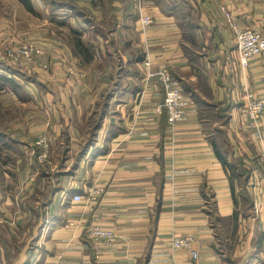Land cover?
Listing matches in <instances>:
<instances>
[{"label":"crops","instance_id":"1","mask_svg":"<svg viewBox=\"0 0 264 264\" xmlns=\"http://www.w3.org/2000/svg\"><path fill=\"white\" fill-rule=\"evenodd\" d=\"M184 1L144 0L155 19L145 31L134 0L133 10L114 1L115 52L97 40L112 55L102 70L123 67L121 90L91 144L88 108L101 95L78 103L72 93L39 97L49 103L39 120L45 133L32 135L61 151L43 161L39 153L35 163L18 158L0 173V239L11 241L8 250L0 247V264H264V217L254 212L264 202V115L252 121L243 99L245 89L264 96V54L242 67L219 9L224 3L239 27L264 33V0ZM61 44L67 60L80 63ZM133 49L142 60L131 57ZM146 57L155 71L167 67L195 101L174 135L166 112L157 110L164 90L156 78L147 80ZM95 187L103 190L97 199L72 200ZM92 226L117 236L95 239ZM183 235L195 237L197 260L172 252L171 238ZM13 239L26 242L21 252Z\"/></svg>","mask_w":264,"mask_h":264},{"label":"rangeland","instance_id":"2","mask_svg":"<svg viewBox=\"0 0 264 264\" xmlns=\"http://www.w3.org/2000/svg\"><path fill=\"white\" fill-rule=\"evenodd\" d=\"M77 1L82 5L87 3L84 0ZM33 2L42 12L41 17L28 12L18 0H0V73L13 76L20 85L19 91L22 95L10 91L9 85H6L5 91H0V128L22 141L17 146L21 151H16L15 156L29 163H35L39 153L41 154L38 159L43 161L56 157L57 152L61 151L53 148L52 144L43 147V142L38 145L35 142L38 139L32 135L45 133L39 127V120L44 112L42 110L49 104L45 105L41 99L44 93H72L77 103L80 99L83 101L90 96L101 95L99 102H103L102 89L108 85L114 87L117 81L115 72L114 81L107 82L106 75L111 72V68L102 70L94 63L85 66L77 60L69 62L61 44L66 43L64 37L68 33L67 27L51 22L47 16L51 11L50 5L40 0ZM62 12L65 14L55 15L54 19L60 20L69 16L70 10ZM69 18L73 23L74 19L71 16ZM125 30L131 37L134 35L133 28ZM50 50L52 54L49 53ZM106 65L108 64L103 63V66ZM4 69H12L15 74H8ZM96 104L88 108V111L92 108L94 112L97 109ZM39 161L34 164L37 168ZM30 243L34 244V241Z\"/></svg>","mask_w":264,"mask_h":264},{"label":"trees","instance_id":"3","mask_svg":"<svg viewBox=\"0 0 264 264\" xmlns=\"http://www.w3.org/2000/svg\"><path fill=\"white\" fill-rule=\"evenodd\" d=\"M24 8L35 15H39L41 17L42 12L39 11L33 2V0H18ZM51 7V11L49 13L48 18L51 19L52 23H57L61 27H67L68 33L64 37L66 43L70 47L73 55L80 60V63L83 65H91L96 60L98 62V68H103V63L109 64L108 55L112 56L108 49H102L100 43L98 42V38L101 37L104 40L109 41V45L112 46L113 51L115 52L116 49V40L113 37L109 36V33L113 32L116 29L118 24L117 19L114 15L109 13L110 11L114 10L115 7L113 5L115 0H89V4L93 6V8L101 10L103 12V19L98 20L96 16L93 14L92 9L86 5H82L77 0H40ZM126 4L128 8H132L133 0H122V2ZM184 4L186 3L183 0ZM175 9L179 10L180 3L174 5ZM70 10L69 16L62 18L60 20L54 19L55 15L58 14H65L62 10ZM110 14V15H109ZM74 19L73 23L70 21L69 17ZM143 53L139 50L133 49L131 51V57H137V60H142ZM120 56V55H119ZM119 61H116L118 63ZM1 64V63H0ZM9 68V67H6ZM7 71L8 74H15L12 69H4ZM116 72L117 81L114 83V87L108 85L104 87V101L98 102L96 104L97 109L94 110L92 113L89 124V141L91 142L97 137L99 130L102 128V123L104 117L108 110V104L113 96L121 90L120 79L122 77L123 67L120 65L112 70L108 75H106L107 82L112 83L114 81V73ZM6 85H9L11 88L10 91L14 92L15 94L21 95V91H19V84L16 82L13 76L7 75L5 73H0V91H5ZM107 88V91L105 89ZM22 98V97H21ZM226 120V119H225ZM17 144L21 145L22 142L13 137L12 133H6L2 128H0V173L4 171V168H7L8 164L13 161L18 160V157L15 156L16 151H21L17 148ZM17 149V150H16ZM218 157L223 161L224 164L227 165L230 175L233 176L232 170L233 168L227 163L226 158L220 153V151H216ZM85 154V151L81 152L78 158H81ZM23 165L21 164V167ZM15 169V167H13ZM13 169H8L9 172L14 173ZM44 170V169H43ZM233 196L235 198V204H237L236 195L233 186ZM236 213V211H235ZM11 241L0 239V247L4 248L5 251L8 250L9 246L11 245ZM15 248H17V252H21L23 247L25 246L26 242L19 241L18 239H13ZM31 247L32 244L30 245Z\"/></svg>","mask_w":264,"mask_h":264},{"label":"built area","instance_id":"4","mask_svg":"<svg viewBox=\"0 0 264 264\" xmlns=\"http://www.w3.org/2000/svg\"><path fill=\"white\" fill-rule=\"evenodd\" d=\"M134 2L135 9L139 15L141 27L145 31L147 27L154 23L155 19L151 14L144 11V0H134ZM219 9L223 20L232 30L235 40L236 53L238 55L240 65L242 67H247L253 58L264 54V33L255 28L239 27L232 11H230L224 3L219 5ZM144 65L147 69V80L156 78L158 84L164 90L163 102L159 104L157 110L159 112H166L171 133L174 135L176 124L186 117L195 101L174 80L167 67L159 68L156 71L153 70V62L150 57L145 58ZM243 99L245 102L244 110L246 114L252 121L257 122L264 115V96H258L253 91L245 89ZM262 169L264 172V155L262 157ZM102 191L103 190L99 187L91 188L86 196L80 193H75L72 200L74 202H81L83 199L95 200L100 196ZM254 212L257 215L262 214L264 217V202L261 203V207L255 204ZM89 233L93 238L105 241L114 239L117 236L115 231L103 229L99 226H92L89 229ZM195 245L196 239L192 235L173 236L170 240L172 252L185 250L189 252L195 260H197L199 253Z\"/></svg>","mask_w":264,"mask_h":264}]
</instances>
